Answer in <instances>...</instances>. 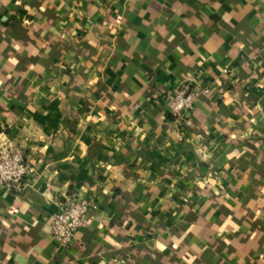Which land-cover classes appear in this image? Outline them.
Segmentation results:
<instances>
[{
    "label": "crops",
    "instance_id": "0c3cea01",
    "mask_svg": "<svg viewBox=\"0 0 264 264\" xmlns=\"http://www.w3.org/2000/svg\"><path fill=\"white\" fill-rule=\"evenodd\" d=\"M1 143L0 264H264V0H0Z\"/></svg>",
    "mask_w": 264,
    "mask_h": 264
},
{
    "label": "built area",
    "instance_id": "2783aa9c",
    "mask_svg": "<svg viewBox=\"0 0 264 264\" xmlns=\"http://www.w3.org/2000/svg\"><path fill=\"white\" fill-rule=\"evenodd\" d=\"M223 71H226L224 68ZM208 86L191 89L188 84L178 88L168 102L171 115L180 117L184 111L193 108L199 93L207 94ZM32 170L22 149L9 144H0V184L19 187L25 176ZM90 201L81 194L67 196L50 220L51 237L60 246H66L72 235L79 229L88 227L93 221L89 213Z\"/></svg>",
    "mask_w": 264,
    "mask_h": 264
}]
</instances>
